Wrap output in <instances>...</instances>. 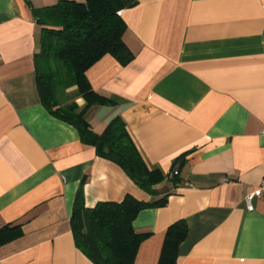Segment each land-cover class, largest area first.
<instances>
[{
    "label": "crops",
    "instance_id": "crops-1",
    "mask_svg": "<svg viewBox=\"0 0 264 264\" xmlns=\"http://www.w3.org/2000/svg\"><path fill=\"white\" fill-rule=\"evenodd\" d=\"M57 1L0 0V228L22 231L0 247V264H93L70 226L83 178L86 208L166 196L132 223L148 234L134 264H158L177 221L186 236L175 264H264V196L245 204L264 185V0H134L119 12L132 60L106 55L86 72L114 101L87 111L91 129L121 118L145 164L166 176L156 197L42 105L35 10Z\"/></svg>",
    "mask_w": 264,
    "mask_h": 264
},
{
    "label": "trees",
    "instance_id": "trees-1",
    "mask_svg": "<svg viewBox=\"0 0 264 264\" xmlns=\"http://www.w3.org/2000/svg\"><path fill=\"white\" fill-rule=\"evenodd\" d=\"M133 5L134 0H58L52 6L35 10L40 27L39 49L34 55L36 87L42 105L52 116L75 127L81 142L94 148L96 156L118 166L140 190L156 197L155 187L166 176L145 164L121 118L112 119L101 134H96L85 117L93 106L114 103L92 90L86 72L106 55L121 66L132 60L122 38L126 24L119 12ZM51 60L63 67L66 86L76 88L84 100L82 108L76 103L58 104ZM172 180L179 183L175 174ZM84 181L83 178L77 189L70 216L76 246L93 264H134L138 248L148 234L136 232L132 223L142 209L164 206L166 196L151 203L126 196L120 203L100 202L86 208ZM21 235V224L4 225L0 228V247ZM185 236L184 221L168 227L158 264H175L178 246Z\"/></svg>",
    "mask_w": 264,
    "mask_h": 264
},
{
    "label": "rangeland",
    "instance_id": "rangeland-1",
    "mask_svg": "<svg viewBox=\"0 0 264 264\" xmlns=\"http://www.w3.org/2000/svg\"><path fill=\"white\" fill-rule=\"evenodd\" d=\"M83 1V0H80ZM51 73L53 74L57 83L56 87V100L59 105H66L67 102H71L76 99L77 90L75 87H68L65 83V71L59 63H55L52 60L49 62ZM74 89V90H73ZM76 91V92H75Z\"/></svg>",
    "mask_w": 264,
    "mask_h": 264
},
{
    "label": "built area",
    "instance_id": "built-area-1",
    "mask_svg": "<svg viewBox=\"0 0 264 264\" xmlns=\"http://www.w3.org/2000/svg\"><path fill=\"white\" fill-rule=\"evenodd\" d=\"M260 196H264V185H261L245 198V204L248 210L253 209L252 201Z\"/></svg>",
    "mask_w": 264,
    "mask_h": 264
}]
</instances>
